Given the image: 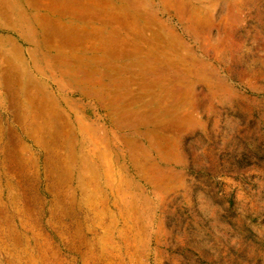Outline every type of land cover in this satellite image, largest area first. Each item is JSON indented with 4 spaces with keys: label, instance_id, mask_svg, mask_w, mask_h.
<instances>
[{
    "label": "rangeland",
    "instance_id": "374dc122",
    "mask_svg": "<svg viewBox=\"0 0 264 264\" xmlns=\"http://www.w3.org/2000/svg\"><path fill=\"white\" fill-rule=\"evenodd\" d=\"M185 3L201 15V28L192 29L183 20L190 11L188 6L163 15L150 8L148 14L159 16L162 27L154 25L151 30L166 44L171 45V37L175 38L178 59L173 60L192 72L191 77L181 76L189 85L183 88L189 97L174 110L167 101L166 108L173 116L161 120L168 122L172 117L177 122L156 130L152 143L146 139V129L118 136L119 153L128 155L125 141L145 151L147 160L142 165L149 174L146 180L134 170L132 161L140 158L134 152L131 163L122 160L116 164L110 178L115 181L117 172L119 180L128 176L129 185L124 183L123 191L129 198L121 194L114 201L119 208L108 206L102 225L100 221L90 223L86 238L89 249L99 248L98 264H264V0ZM39 86L36 78L31 96L38 97ZM44 89L65 117L70 118L62 103L66 99L82 104L78 109L81 117L108 126L112 114L99 111L93 102L71 91L62 99L51 82H46ZM49 106L54 108L53 101ZM3 116L9 119L3 126L17 127L12 117ZM29 151L26 159L31 157L38 163L40 150ZM40 174L36 189L42 205H30L34 218H43V225L37 228L26 220L27 237L17 233L10 238L12 242L3 239L11 228L4 214L0 247L5 251L0 248V264H41V259L47 264H83L82 256L70 255L65 247L72 238L57 236L58 225L46 224L51 197L44 190L42 163ZM0 178L4 191L6 179ZM9 179L20 182L17 177ZM13 194L20 198L17 189ZM6 198L2 203L8 208ZM13 207L9 206L10 213H14ZM114 220L115 234L111 226ZM33 238L43 248L40 254ZM114 256L119 259L114 261ZM84 264L94 263L87 259Z\"/></svg>",
    "mask_w": 264,
    "mask_h": 264
},
{
    "label": "bare ground",
    "instance_id": "6f19581e",
    "mask_svg": "<svg viewBox=\"0 0 264 264\" xmlns=\"http://www.w3.org/2000/svg\"><path fill=\"white\" fill-rule=\"evenodd\" d=\"M13 1L0 0V31L8 34H0V177L6 179L2 191L0 178V224L5 214V222L11 227L3 239H14L17 233L26 238V220L37 228L43 225V218H34L30 205H42L36 189L42 163L44 190L51 197L46 224L58 225L57 236L72 238L65 246L70 255L82 256L83 264L87 259L98 264L99 248H88L86 233L91 232L90 223L105 222L108 206L120 207L115 202L125 193L124 183L129 182L128 176L119 180V172L115 181L110 178L118 168L116 164L122 160L131 163L134 152L140 157L132 161L134 170L146 180L149 174L142 165L147 160L145 151L125 141L128 155L119 153L118 136L146 129V139L152 143L156 130L177 122L172 117L168 122L161 120L173 116L166 108L167 101L174 110L189 97L183 92L189 85L181 81V76L191 77L192 72L174 61L178 59L175 38L172 36L173 43L168 45L151 30L163 24L157 14L148 11L157 8L160 15L172 14L188 6L190 11L183 20L190 28L199 29L204 21L185 0ZM36 78L40 84L38 97L30 95ZM46 82L57 87L62 99L71 91L93 102L99 111L110 112L108 126L81 117L78 109L82 104L66 99L62 103L70 118L65 117L44 89ZM3 115L12 117L17 127L3 126V121H9ZM31 148L40 150L38 163L31 157L26 159ZM10 177L20 182L14 183ZM16 189L18 199L13 194ZM5 197L14 206V213L9 212L10 204L8 208L3 205ZM125 198H129L128 193ZM41 211L44 216L45 210ZM116 220L111 221L113 234ZM35 251H43L37 241ZM40 263L47 264L44 259Z\"/></svg>",
    "mask_w": 264,
    "mask_h": 264
}]
</instances>
